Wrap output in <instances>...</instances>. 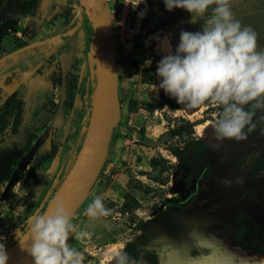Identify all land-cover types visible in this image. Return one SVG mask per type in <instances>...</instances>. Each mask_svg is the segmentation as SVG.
<instances>
[{"label":"rangeland","instance_id":"374dc122","mask_svg":"<svg viewBox=\"0 0 264 264\" xmlns=\"http://www.w3.org/2000/svg\"><path fill=\"white\" fill-rule=\"evenodd\" d=\"M50 2L45 0L43 9L26 19L30 42L62 31L59 21L44 22ZM109 3L120 76L121 126L106 169L71 220L74 230L69 244L85 254L83 264H115L118 252L127 253L129 264H165L159 253L167 245L182 248L188 264H200L202 256H216L224 246L231 250V264L241 257H247L246 264H264V109L245 106L255 111L254 127L248 126L246 139L217 140L213 124L219 107L185 108L159 89V77L154 83L144 77L145 68L156 74L158 63L168 54L166 43L175 54L180 33L202 31V27L191 23L184 9L168 11L164 0ZM58 4L63 6L61 21L71 18L76 0ZM262 41H258L260 49H264ZM84 50L85 43L78 56L75 52L78 66ZM182 119L192 122L196 133L195 146L187 152L188 160L196 155L191 166L175 155L185 150L188 137L169 133ZM0 134V144L10 140L3 147L9 152L26 143V131L12 136L0 125ZM197 142L203 146L200 152ZM15 156L16 175L9 185L14 197L7 201L0 193V243L5 248L29 229L32 217L42 214L59 188L52 182L60 163L51 173L46 168L26 173V149ZM45 172L47 179L35 188L34 179H42ZM65 175L64 170L62 178ZM96 197L111 210L109 215L86 214ZM78 233L85 235L77 240ZM228 257L226 251L219 263L228 264Z\"/></svg>","mask_w":264,"mask_h":264},{"label":"flooded vegetation","instance_id":"af4514ba","mask_svg":"<svg viewBox=\"0 0 264 264\" xmlns=\"http://www.w3.org/2000/svg\"><path fill=\"white\" fill-rule=\"evenodd\" d=\"M50 1L44 13V22L47 18L59 21L62 31L30 42L26 36V19L40 12L45 0H0V125L12 136L26 131V143L22 141L11 152L3 148L10 140L0 144V160H13L15 172L18 164L15 155L25 149L26 173L41 172L45 168L48 173L63 156L72 157L74 161L85 139L88 115L91 116L93 86L86 38L87 17L81 19L79 0H76V9L72 4V17L61 21L63 6L58 4L59 0ZM230 2L235 18L242 25L251 26L256 33L261 32L258 41L263 40L264 45V0ZM80 20L79 30L70 38L65 37L54 44L44 42L69 33ZM198 25L202 27V22ZM36 43L39 44L32 46ZM83 43L85 58L78 66L75 64V52L78 56ZM252 135L260 137L256 132ZM73 141L75 143L70 146L69 142ZM58 169L52 186H60L64 179L62 173L65 170L67 174L69 166L61 163ZM46 172L42 179H34L35 188L47 179ZM58 174L59 182L55 184ZM9 185L1 184L0 193H4ZM218 254H225L224 247Z\"/></svg>","mask_w":264,"mask_h":264},{"label":"clouds","instance_id":"9594fccd","mask_svg":"<svg viewBox=\"0 0 264 264\" xmlns=\"http://www.w3.org/2000/svg\"><path fill=\"white\" fill-rule=\"evenodd\" d=\"M166 9L181 8L191 23L202 22V31L180 33V42L172 54L168 48L157 66L159 89L188 109L205 105L221 111L213 124L217 140L247 138L255 111L264 109V49L258 46V34L235 18L230 0H164ZM147 65L151 61H146ZM254 127V125H252ZM250 130V129H249ZM100 197L86 209L92 217L107 216ZM59 200L51 211L32 217L29 226L31 245L27 248L34 264H82V254L69 244L74 225ZM85 233L76 234L77 240ZM115 264H129L125 252H118ZM5 245L0 243V264H8Z\"/></svg>","mask_w":264,"mask_h":264},{"label":"water","instance_id":"95a60500","mask_svg":"<svg viewBox=\"0 0 264 264\" xmlns=\"http://www.w3.org/2000/svg\"><path fill=\"white\" fill-rule=\"evenodd\" d=\"M79 10L81 19L87 17L86 38L93 86L91 116L84 128L85 139L76 159H71L67 174L42 212H50L53 200H59L72 219L88 199L112 157L122 118L117 46L109 0H79ZM80 26L81 20L69 33L44 42L54 44L65 37L70 38ZM31 242L28 229L17 242L6 248L8 264H34L27 251ZM226 251L228 264H231L232 254L224 246ZM221 255L202 256L200 264H220ZM159 256L165 264L189 263L184 250L172 245L163 247ZM251 258L258 259L257 256ZM246 259L241 257L234 264H243Z\"/></svg>","mask_w":264,"mask_h":264},{"label":"trees","instance_id":"16d2710c","mask_svg":"<svg viewBox=\"0 0 264 264\" xmlns=\"http://www.w3.org/2000/svg\"><path fill=\"white\" fill-rule=\"evenodd\" d=\"M145 81L154 83L157 81L158 76L156 74H151V71L149 69H146L144 72ZM132 103L135 105L136 102L132 100ZM135 109V108H133ZM171 135H174L175 137H188V144L185 147V150L182 152H176L175 155L181 159L183 163L188 164L191 166L194 163V159L196 155L193 156L192 159H187V152L195 146L194 143V136H195V129L194 124L188 120L182 119L180 124L175 129H170L169 132ZM196 145H199L197 148V152H200L203 148L201 142H197ZM208 148L205 147V154L207 155ZM204 161V160H203ZM15 163L13 160H9L7 158H2L0 160V185L3 183H9L13 181V176L15 175ZM14 197L12 194L11 187L8 186V188L5 190V192L2 195V198L5 200H11ZM25 232V230H23Z\"/></svg>","mask_w":264,"mask_h":264},{"label":"crops","instance_id":"0c3cea01","mask_svg":"<svg viewBox=\"0 0 264 264\" xmlns=\"http://www.w3.org/2000/svg\"><path fill=\"white\" fill-rule=\"evenodd\" d=\"M75 143V141H73L72 142V144H69L70 146L71 145H73ZM68 148V147H67ZM71 159H72V157H70L69 159H68V156H63L61 159H59V161H58V163L57 164H63V165H65L66 163L68 164V166H69V164H70V161H71ZM61 160V161H60ZM68 160V161H67ZM57 166H55V168H56ZM60 167V166H59ZM55 168H54V165L49 169V172L48 173H51L52 171H54L55 170ZM57 170H59L58 168H57ZM57 170H56V172H57ZM55 172V173H56ZM59 178H60V174H58L57 175V177H56V180H55V184H57L58 182H59ZM87 252H88V250H87ZM81 254H82V256H83V258H84V253L83 252H80ZM89 254H91L92 252H88ZM82 264H83V262H82Z\"/></svg>","mask_w":264,"mask_h":264},{"label":"bare ground","instance_id":"6f19581e","mask_svg":"<svg viewBox=\"0 0 264 264\" xmlns=\"http://www.w3.org/2000/svg\"><path fill=\"white\" fill-rule=\"evenodd\" d=\"M177 257V255H174V258H176ZM178 258V257H177ZM247 261V260H246ZM243 264H246V262L245 261H243Z\"/></svg>","mask_w":264,"mask_h":264}]
</instances>
